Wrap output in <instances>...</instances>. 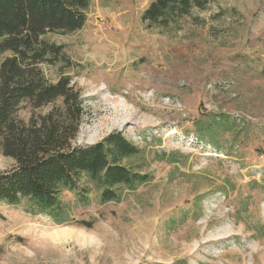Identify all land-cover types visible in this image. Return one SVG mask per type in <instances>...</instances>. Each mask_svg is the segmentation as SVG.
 Here are the masks:
<instances>
[{
    "label": "rangeland",
    "instance_id": "rangeland-1",
    "mask_svg": "<svg viewBox=\"0 0 264 264\" xmlns=\"http://www.w3.org/2000/svg\"><path fill=\"white\" fill-rule=\"evenodd\" d=\"M151 2L92 0L82 30L44 37L68 64L41 65L50 83L68 76L80 91L74 145L120 132L144 150L151 181L118 203L63 193L61 224L0 203V264H264V0H210L175 31L140 22ZM52 106L23 104L18 117ZM209 114L236 122L218 150L193 133ZM170 154L177 162L161 160ZM12 164L0 154V171Z\"/></svg>",
    "mask_w": 264,
    "mask_h": 264
},
{
    "label": "trees",
    "instance_id": "trees-1",
    "mask_svg": "<svg viewBox=\"0 0 264 264\" xmlns=\"http://www.w3.org/2000/svg\"><path fill=\"white\" fill-rule=\"evenodd\" d=\"M92 0H0V154L12 166L0 171V203L26 202L54 223L69 221L63 193L87 205L94 192L102 204L120 202L124 190L151 181L144 173V150L120 132L99 142L75 146L84 108L80 91L61 75L50 83L41 65L68 64L63 47L44 39L47 34H72L84 28ZM210 0H152L140 16L147 29L175 31L194 9ZM69 68V66H66ZM23 104L32 110L53 105L27 121L18 117ZM230 117L206 115L193 122L195 140L218 150V136L232 135ZM235 136H232V140ZM166 163L177 162L162 155ZM78 225L91 228V223ZM175 264H187L178 261Z\"/></svg>",
    "mask_w": 264,
    "mask_h": 264
},
{
    "label": "built area",
    "instance_id": "built-area-1",
    "mask_svg": "<svg viewBox=\"0 0 264 264\" xmlns=\"http://www.w3.org/2000/svg\"><path fill=\"white\" fill-rule=\"evenodd\" d=\"M166 101L169 102L168 99H166ZM174 106L177 107V108H181L179 103H175Z\"/></svg>",
    "mask_w": 264,
    "mask_h": 264
}]
</instances>
